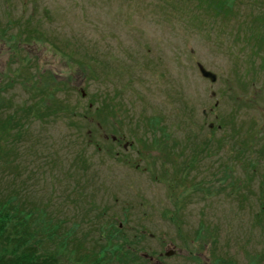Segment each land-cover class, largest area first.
<instances>
[{"label":"rangeland","instance_id":"obj_1","mask_svg":"<svg viewBox=\"0 0 264 264\" xmlns=\"http://www.w3.org/2000/svg\"><path fill=\"white\" fill-rule=\"evenodd\" d=\"M208 2L0 0V195L48 213L54 248L264 264V0Z\"/></svg>","mask_w":264,"mask_h":264},{"label":"trees","instance_id":"obj_2","mask_svg":"<svg viewBox=\"0 0 264 264\" xmlns=\"http://www.w3.org/2000/svg\"><path fill=\"white\" fill-rule=\"evenodd\" d=\"M198 1V7L206 10L209 4L208 0ZM223 3L224 7L217 4L219 7L214 8L217 13L226 12V8L230 9V6L236 4V0H223ZM254 22H257L256 28L264 29V16L260 13ZM221 31L228 30L222 29ZM261 32L262 30L258 31L252 39H256L257 42L258 38H263ZM236 34L238 35V33ZM246 39H250V37H246ZM248 41L250 42V40ZM0 133L3 135L2 132ZM1 139L2 137H0V141ZM194 155L197 156V152ZM255 164L250 163V166L253 167ZM2 185L3 195H0V264H120L119 261L130 255L129 247L126 250L118 248L122 245L111 240L110 237H106L105 243L100 248L80 245L77 242L79 241L78 234L74 236V231L61 229L59 226L60 234L64 239L57 248H54V241L50 234V227L53 226L46 216L48 213L43 214L39 210V205L34 207L29 204L24 199L21 190L11 184ZM100 237L103 239L104 235L101 234ZM116 245L118 247L115 248ZM254 259L255 256L252 255L250 264H257Z\"/></svg>","mask_w":264,"mask_h":264},{"label":"water","instance_id":"obj_3","mask_svg":"<svg viewBox=\"0 0 264 264\" xmlns=\"http://www.w3.org/2000/svg\"><path fill=\"white\" fill-rule=\"evenodd\" d=\"M199 70L202 76L206 79H210L211 82L215 83L217 81V76L212 72L206 70L202 64H198Z\"/></svg>","mask_w":264,"mask_h":264}]
</instances>
